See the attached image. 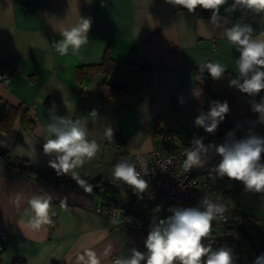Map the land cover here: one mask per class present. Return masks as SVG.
<instances>
[{"label":"crops","instance_id":"obj_1","mask_svg":"<svg viewBox=\"0 0 264 264\" xmlns=\"http://www.w3.org/2000/svg\"><path fill=\"white\" fill-rule=\"evenodd\" d=\"M232 2L228 0V5ZM228 5L220 9L227 22L222 19L216 27L209 22L211 10L198 17L167 0H0V73L13 76L8 87L0 84V97L14 106L23 104L34 121L29 129L17 118L8 131L0 130V147L56 179L59 176L48 165L51 157L42 151L47 125L55 123L56 117L79 119L86 125L89 139L100 145L96 157L77 169L82 179L99 188L91 193L70 176L62 175L65 180L54 183L30 176L28 169L13 167L0 157V228L9 234L0 264H11L14 259L26 264H86L85 249L96 253L99 264L128 257L134 247L146 253L142 234L113 224L104 210L97 212L113 202L131 205L130 197L126 202L121 195L105 198L101 189L105 184L99 179L112 180L113 166L123 151L148 154L153 149L156 121L160 128L178 134L186 145L193 136H204L205 145H230L234 139L264 135V123L258 122L255 112L233 125L232 137L221 125L212 136L194 126L199 115L194 75L205 62H218L226 68L222 78L212 79V89L234 95L227 114L230 120L264 97V91L248 96L229 86V80L238 76L239 52L222 36L225 28L241 23L250 24L253 38H257L264 33V13L239 8L225 13ZM80 18L91 20L88 43L75 54L69 49L68 55L60 56L52 43L62 39L61 32ZM106 51L114 61L111 72L77 75L78 67L101 63ZM86 86L91 90L80 95ZM111 86L125 87L127 93L107 98ZM107 128L119 138L120 149L104 143ZM216 156L215 147L209 148L202 157L203 166ZM213 184V194L226 197L230 209L264 225V194L247 191L241 182L227 177ZM33 195L51 197L54 225L38 231L28 226L32 215L28 200ZM137 207V214L147 216L141 205Z\"/></svg>","mask_w":264,"mask_h":264},{"label":"clouds","instance_id":"obj_2","mask_svg":"<svg viewBox=\"0 0 264 264\" xmlns=\"http://www.w3.org/2000/svg\"><path fill=\"white\" fill-rule=\"evenodd\" d=\"M168 3L180 6L194 12L197 7L211 10L209 22L216 27L220 26L227 17L220 15L221 7L228 5V0H167ZM247 10L256 14L264 13V0H233L224 8L225 13H234L237 9ZM91 27L89 18L80 20L70 28L61 32L62 39L52 43L53 50L60 56H66L71 49L77 53L81 46L88 43V32ZM253 28L250 24L235 23L225 28L222 36L239 52L236 60L238 76L229 80V86L236 87L241 93L256 96L264 91V33L253 38ZM205 70L213 80H219L226 72L224 65L216 62H205L199 67V73ZM197 79L202 82V75ZM202 90H194L193 95L199 97ZM182 102V101H181ZM229 104L213 100L208 111H200L194 120V126L202 128L208 134H215L219 125L229 113ZM251 110L258 114V122L264 123V97L260 102H254ZM95 115V111L91 113ZM47 136L44 138L42 151L51 157L49 167L56 171L58 176H70L88 193L92 192V185L80 177L77 169L86 162L93 160L100 152V145L95 139H89V131L79 119L73 121L66 116L56 117L55 123L47 125ZM227 135L232 137L233 132ZM106 137L112 139L111 128L106 129ZM205 137L193 138L185 148L183 167L189 171L193 167L203 166L209 148L215 147L216 153L222 157L214 171L218 177H227L229 180L241 182L245 190L264 194V137L248 135L244 139H234L228 144L205 145ZM148 174L147 167L144 175ZM114 184L123 183L130 186L135 193L141 194L148 189L149 184L144 179L136 165L128 160H121L113 166L111 173ZM142 198V196H141ZM32 215L27 224L33 230H40L44 225L52 223L51 197L33 195L29 198ZM163 210L162 205H157L156 212ZM226 209L221 203L216 202L208 193H204L196 206H170L167 212L170 215L159 219L150 230L144 241L146 253L137 248L130 250L128 257H117L113 264H234V256L230 249L221 247L213 250L211 245L203 241L210 237L213 221L225 219ZM86 264H99L96 253L85 249ZM84 255L79 256L83 261ZM254 264H264V254L256 258Z\"/></svg>","mask_w":264,"mask_h":264},{"label":"built area","instance_id":"obj_3","mask_svg":"<svg viewBox=\"0 0 264 264\" xmlns=\"http://www.w3.org/2000/svg\"><path fill=\"white\" fill-rule=\"evenodd\" d=\"M13 76L10 72L0 73V84L8 87ZM91 90L90 86L82 89L80 95H87ZM264 137V135L260 136ZM104 143L111 144L120 149V140L116 135L112 139L106 138ZM189 146L184 144L178 134L158 128L153 135L152 150L148 154L133 153L123 151L116 163L121 160H128L136 165L144 179L148 181L149 187L143 193L137 194L134 190L123 183L114 184L112 180L99 179L111 189L126 191L129 194L131 205L123 207L118 202L110 203L104 208H98L97 212L105 211L113 224L123 225L134 233L142 234L145 238L150 230V225L154 226L159 219L170 215L167 208L170 206L190 207L196 206L204 193H208L212 198L225 206V219L213 221L210 237L203 243L211 245L213 250L221 247L230 249L234 256V264H254L256 253L251 243L264 247V225L249 215L236 209H230L228 199L224 196L213 194L214 182L223 179L218 177L214 171L222 157L217 154L215 159L202 168L193 167L185 171L183 161L184 151ZM264 156V153H262ZM264 163V160H262ZM147 167L148 174L144 175V168ZM98 179H95V182ZM142 196V198H141ZM141 205L142 211L148 210L151 218L142 214H137V206ZM157 205H162L163 210L156 212ZM52 220L51 225H54ZM227 226L230 227L229 231ZM241 229L246 237L238 236L235 230ZM9 237L6 229L0 228V252ZM251 238L252 241H249Z\"/></svg>","mask_w":264,"mask_h":264},{"label":"trees","instance_id":"obj_4","mask_svg":"<svg viewBox=\"0 0 264 264\" xmlns=\"http://www.w3.org/2000/svg\"><path fill=\"white\" fill-rule=\"evenodd\" d=\"M209 13V10L202 9L200 7H197L194 11V14L197 15L198 17H205ZM103 61L99 64H93V65H82L76 69V73L79 76L82 74V72H86L88 74L93 73V71H100L104 73H109L111 72L110 70L112 69L114 65V61L112 58L109 57L108 51L105 52V55L103 56ZM202 75V82L197 79L198 76ZM194 90H202L201 95L199 97H195V105L197 107L198 112L200 111H208L209 109V104L213 100L217 101H227L229 106L233 103L235 100V97L233 94L229 92H225L224 94H219L215 92L212 89V78L210 74L205 70L203 74L199 73V67L196 70V73L194 75ZM127 93V90L125 87H117V86H111L110 91L107 93V98H119L121 95H124ZM254 116V112L251 110V106L242 114L240 115L237 119L235 120H230L227 115L225 120L220 124L225 131L233 132L232 127L233 125L238 124L242 119L247 118V117H252ZM17 118H20L21 121L25 124L27 128H32L34 125V121L29 115V111L23 104H18L16 106L8 103L6 100L2 99L0 97V130L2 131H8L13 123L17 120ZM160 127L159 123L156 121V124L152 127V135L155 134L157 129ZM219 133L218 131L215 132ZM214 134H210L212 136ZM0 157L10 164L13 167L16 168H25L28 169L29 175L30 176H39L44 179H47L51 182L54 183H59L62 180H65V178L60 175L59 177L54 176H48L47 173L41 171L39 167L34 165L33 163L31 164L27 160H23L20 158H14L12 155L8 153L7 150H3L0 147ZM67 179V178H66ZM70 179V178H68ZM72 180V179H70ZM108 189H111L109 186L104 185ZM100 187V186H99ZM99 188H93L92 190H95L96 192H99ZM230 227L227 226V230L229 231ZM235 233H237L238 236L246 237L244 232L241 229L235 230ZM249 241H252L251 238H248ZM258 248V253L256 254V258L260 256L261 254H264V247H261L260 245H256ZM11 264H26L25 261L21 259H14V261Z\"/></svg>","mask_w":264,"mask_h":264},{"label":"rangeland","instance_id":"obj_5","mask_svg":"<svg viewBox=\"0 0 264 264\" xmlns=\"http://www.w3.org/2000/svg\"><path fill=\"white\" fill-rule=\"evenodd\" d=\"M101 189L103 190L105 198L112 200V199H115L116 197H118L119 195H121L123 202H126L129 199V195H127V192H123V191L117 192L114 189L108 190V189H105V187H101ZM144 214H146L150 218L152 217L151 214H149L148 210H145Z\"/></svg>","mask_w":264,"mask_h":264},{"label":"water","instance_id":"obj_6","mask_svg":"<svg viewBox=\"0 0 264 264\" xmlns=\"http://www.w3.org/2000/svg\"><path fill=\"white\" fill-rule=\"evenodd\" d=\"M252 248L254 249V252L257 254L258 253V248L254 243H251Z\"/></svg>","mask_w":264,"mask_h":264}]
</instances>
